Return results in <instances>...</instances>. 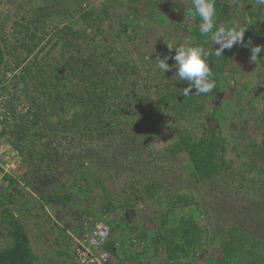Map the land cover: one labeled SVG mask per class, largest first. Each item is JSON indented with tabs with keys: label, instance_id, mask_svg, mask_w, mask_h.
Here are the masks:
<instances>
[{
	"label": "rangeland",
	"instance_id": "1",
	"mask_svg": "<svg viewBox=\"0 0 264 264\" xmlns=\"http://www.w3.org/2000/svg\"><path fill=\"white\" fill-rule=\"evenodd\" d=\"M216 1L217 26L236 22L252 32L250 26L259 22L257 15L264 18V5L257 0ZM104 6L109 9V19L99 25L95 17ZM89 9L97 12L85 21L81 16ZM191 17V0H0V49L6 52L0 63L1 79L15 71L18 60L26 58L23 64H31L44 47L38 62L45 56V63L51 66L47 67L49 73L56 62L64 61L62 54L68 57L73 52L83 59L110 52L117 61L129 62L131 75L126 86L130 97L113 106L124 113L110 121L114 132L103 139L55 132V113L46 114L35 128L42 126L49 135L40 137L36 146L47 161H35L38 169L32 173L35 163L22 155L24 174L16 176L19 186L10 188L5 181L0 187V251L11 247L10 224L16 220L29 235L36 264H68L74 246L70 232L75 228L80 232L82 223L91 218L116 222L119 226L111 230L112 239H120L122 233L127 237L123 247L112 251V264H189L184 258L169 261L163 238L182 217H194L201 232L193 235L198 243L191 264L215 263L214 255L223 258L221 248L215 246L223 234L240 233L243 241L255 239V249L264 251V61L250 62V55L240 45L215 57L216 46L210 41L205 48L213 54L210 67L216 72V90L200 97L190 94L194 99L190 103L174 99L165 106L162 96L172 92L180 97L187 84L173 77L175 69L162 73L156 58L168 55V43L198 44L184 28ZM67 28L75 37L72 51L63 53L57 33ZM30 33L36 34L40 44L28 56L20 41L27 40ZM244 39H251L252 46L260 45L253 34L248 37L245 33ZM23 64L16 69L15 79L37 112L32 103L35 92L18 78ZM59 71L62 74L66 69ZM66 94L72 95L70 91ZM134 95L144 101L152 123L133 111L138 106ZM60 111L70 119L74 109L63 105ZM181 135L193 141L218 140L216 160L226 166L219 164L217 174L199 181L186 152H175ZM72 184L76 190L66 197L61 185L69 189ZM8 192L10 199L3 204ZM166 216L169 224L163 225Z\"/></svg>",
	"mask_w": 264,
	"mask_h": 264
},
{
	"label": "trees",
	"instance_id": "2",
	"mask_svg": "<svg viewBox=\"0 0 264 264\" xmlns=\"http://www.w3.org/2000/svg\"><path fill=\"white\" fill-rule=\"evenodd\" d=\"M227 0H223L225 2ZM216 1V7L218 6ZM220 11V10H219ZM97 11L95 9L86 10L82 14L83 20L87 21ZM261 9H259V14ZM221 13V12H219ZM248 15L255 16L253 13ZM259 22L256 25L250 26V30L253 32H246V35L250 37L251 34L254 35L256 41L260 45H264V18L261 15H257ZM192 19L185 24V29L189 32L190 36L195 38L198 44H202L207 47L209 42L205 43V37L201 36L199 32V25L201 23L200 17H191ZM109 19V9L108 7L101 8L99 15L95 17V20L99 25L104 24L105 20ZM190 22V23H189ZM131 24L125 26L123 32L127 31ZM58 41L63 44L62 52L72 51L73 43L72 38L75 34L71 29H66L64 33H57ZM20 41V47L23 51H26L28 56L35 53L40 42L37 40L36 34L30 33V35ZM44 48L36 54L34 61L31 64L25 66L27 59L18 60L15 63L14 70L19 69L22 64L24 65L21 75L18 78L25 82V86L31 87L35 92L36 97L32 99V103H35L38 111L34 113V119L32 121H25L22 126L18 129L12 130L11 135L14 140L12 141L15 148L26 158V161L35 163V173L37 168V160L41 163L47 161L46 156L39 153L36 150L37 142L39 138L49 137L47 133L42 131V126L37 130L40 124H42L44 116L51 115L55 113L56 120L53 125L54 131L58 133H77L81 136H87L92 138L93 136H98L103 139L107 133H113L110 121L114 118H120L124 113L122 109L114 108L113 106L118 105V103H125V99L130 97V93L126 92L127 80L131 76L128 73L127 66L129 62L117 61L116 56H111L109 52H103L101 54H96L94 57L83 58L82 55L76 56L73 52L66 57V54H62L60 57L63 62H56L53 70L49 73L47 72V67H51L50 64L45 63L46 57L38 62L39 54L43 52ZM53 50V49H51ZM230 50H225L224 53H229ZM243 52L251 55L250 48H243ZM5 51L0 49V63H2ZM50 53V52H49ZM264 54V52H262ZM264 56V55H263ZM221 57V56H220ZM219 57V58H220ZM226 58V56H222ZM123 59V58H122ZM66 69V72L60 74V69ZM223 67L217 69V71L222 70ZM216 72L213 71V75ZM217 77L214 76L216 83L218 85ZM71 85V87H70ZM216 89L214 88L212 94ZM66 91H70L69 94L65 96ZM65 96V97H64ZM202 96V95H197ZM134 102L138 104L137 108L133 110L137 114H141L142 118L150 121L152 123L153 119L150 112H146L144 101L140 102V98L134 95ZM179 99L181 103H190L194 99L191 96H184L181 94L180 97L175 96V93L167 92L162 96V103L167 106L171 100ZM53 102L55 104H53ZM127 102V101H126ZM65 103V104H64ZM66 105L67 110H73V114L70 119H66L67 115L65 112L60 111V107ZM168 107V106H167ZM80 109V110H77ZM135 121L137 120L136 114L134 116ZM51 121V122H52ZM148 122V123H150ZM50 127L51 124L49 123ZM150 129L154 130L152 125L149 126ZM34 136V139L30 137V133ZM111 130V131H110ZM209 133H214V130L209 129ZM181 142L178 145V149L175 152H186L189 156V161L194 168V175L199 181H205L210 179L220 171V167L225 165L223 161L217 163V149L220 148V142L216 139L200 138L194 140L188 136H180ZM30 141L29 145L26 143ZM39 155V157H38ZM36 161V162H35ZM51 163H54V159H50ZM47 166H50V163ZM219 164L220 167H219ZM226 166V165H225ZM83 172V171H82ZM27 176V175H26ZM26 178V177H25ZM84 173H81V179L83 180ZM9 180L10 188L19 186V181L12 177H7ZM38 177H34V181H38ZM84 181V180H83ZM30 184V182L28 183ZM9 188V189H10ZM62 191L66 197H69L71 192H74L75 185L69 186V189H65V185H61ZM57 195H61L57 193ZM4 199L1 200L5 204V200L10 199L9 192L5 193ZM111 204H109L110 206ZM112 210V208H110ZM163 225L169 224V219L166 216L162 220ZM111 230H114L116 226H119L116 222H111L108 224ZM10 236L12 238V245L10 248H6L0 251V264H36L37 257L32 251L31 241L29 235L25 231L23 225L18 221L14 220L10 224ZM236 232V230L232 231ZM200 229L196 223L194 217L184 218L182 217L178 221V226L176 228H171L168 231V235L164 236V241L166 243V253L167 259L173 261L174 259H186V263L191 264L195 257L193 254V248L196 247L198 241L193 240V235H199ZM236 236V233L232 235L223 234L220 239L215 243L222 250L223 258L219 255H214L213 258L215 263L212 264H264V251L255 249L257 243L255 239L248 238L247 241H243V238ZM159 238V237H158ZM158 238L155 240L158 242ZM126 235L121 234L120 239H112L109 249L111 251L115 250L117 247L121 248L126 243ZM161 240V239H160ZM183 240V242H181ZM196 242V243H195ZM258 246V245H257ZM71 261L68 264H76L72 254H70ZM188 257H190L188 259ZM222 260V261H220ZM56 264V263H51ZM138 264H149L148 262L139 261Z\"/></svg>",
	"mask_w": 264,
	"mask_h": 264
},
{
	"label": "clouds",
	"instance_id": "3",
	"mask_svg": "<svg viewBox=\"0 0 264 264\" xmlns=\"http://www.w3.org/2000/svg\"><path fill=\"white\" fill-rule=\"evenodd\" d=\"M257 2L264 5V0H257ZM191 7L193 18L196 15L200 17L199 32L201 36L205 37V43L211 41L216 46L215 57H220L226 49L231 50L235 45H240L250 48V62L257 65L258 62L264 61V57H261V53L264 52V45L252 46L251 39L246 42L244 39L245 28L236 22L228 27L223 24L216 25V0H191ZM167 48L168 55L163 56V58L160 54L157 56L156 67L162 73L171 72L175 69L173 77L177 78V81L187 84V87L183 89L184 96L212 92L217 83L210 67L213 63L211 52L202 44H193L188 41L177 46L168 43ZM173 50L174 55L172 54ZM170 60L174 62L171 65L169 64Z\"/></svg>",
	"mask_w": 264,
	"mask_h": 264
},
{
	"label": "built area",
	"instance_id": "4",
	"mask_svg": "<svg viewBox=\"0 0 264 264\" xmlns=\"http://www.w3.org/2000/svg\"><path fill=\"white\" fill-rule=\"evenodd\" d=\"M16 70L0 78V187L7 177L24 174L23 156L13 144L11 131L25 121L34 119L35 109L28 103L23 86L16 80ZM16 78V79H15ZM21 171V172H20ZM74 241L72 256L76 264H112L111 227L98 219H87L82 223L78 235L70 234ZM136 248H141L138 246Z\"/></svg>",
	"mask_w": 264,
	"mask_h": 264
},
{
	"label": "crops",
	"instance_id": "5",
	"mask_svg": "<svg viewBox=\"0 0 264 264\" xmlns=\"http://www.w3.org/2000/svg\"><path fill=\"white\" fill-rule=\"evenodd\" d=\"M75 230H77V229L75 228L74 230H72V231L70 232V234H73V235H78V234H79V232H77V231H75ZM73 231H75V232H73Z\"/></svg>",
	"mask_w": 264,
	"mask_h": 264
}]
</instances>
